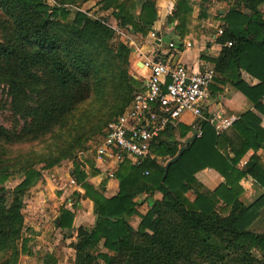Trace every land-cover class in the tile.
<instances>
[{"label": "trees", "instance_id": "trees-1", "mask_svg": "<svg viewBox=\"0 0 264 264\" xmlns=\"http://www.w3.org/2000/svg\"><path fill=\"white\" fill-rule=\"evenodd\" d=\"M242 3L253 13L231 10L224 16L225 29L218 39L224 48L218 69L251 102L252 110L220 135L202 122V137L191 142L174 163L170 162L185 147L183 140L191 129L181 126L182 141L163 140L164 133L155 138L151 154L156 159L149 157L140 166L128 160L122 163L114 173L119 193L111 199L102 194L104 183L96 189L87 181V173L76 167L71 176L93 203L97 219L93 227L78 229L75 264H93L92 252L99 249L116 255L97 254L105 264H118L121 258L123 264H221L223 250L241 258H252L254 251L264 256V235L250 229L259 217L264 195L249 205L240 200V182L245 178L253 179L264 190V165L253 156L244 169L237 168L247 153L264 150V0ZM155 6L152 0L141 5L136 0H121L113 17L132 34L145 37L157 22ZM0 10L5 16L0 26L4 35V42H0V84L8 88L10 110L31 119L34 128L57 125L90 94L87 76L96 62L87 51L97 49L92 44L94 34L106 33L109 40L112 34L98 20L76 12L64 32L66 37L53 19H67L71 13L64 9L49 13L41 0H0ZM193 12L192 0H178L167 20L182 42L193 27ZM208 17V12L201 10L199 19ZM227 43L232 46L227 47ZM242 71L259 83L249 86ZM128 81L139 89L134 79ZM27 131V127L19 132L0 127V141H23ZM220 148L227 150L222 153ZM91 173L98 174L97 170ZM6 181L7 176L0 173V205L6 201ZM29 183L27 178L14 192L22 196ZM142 192L160 193L163 198L141 216L135 231L127 220L138 215L134 199ZM188 192L196 195L194 202L187 198ZM0 219L10 218L0 212ZM74 220L73 213L63 208L56 226L72 237ZM11 229L0 225V241L11 236Z\"/></svg>", "mask_w": 264, "mask_h": 264}, {"label": "rangeland", "instance_id": "rangeland-1", "mask_svg": "<svg viewBox=\"0 0 264 264\" xmlns=\"http://www.w3.org/2000/svg\"><path fill=\"white\" fill-rule=\"evenodd\" d=\"M120 1L41 0L48 7L49 13L59 9L71 13L67 19H53L64 36H66L64 32L72 25V15L78 12V9H82L89 18L101 22L112 34L110 40L106 33L94 34L95 40L92 44L97 49L87 51L93 57L90 59L94 64L96 62L92 65L91 61L92 69L87 76L91 86L90 94L86 101L79 104L62 122L43 128L32 127L31 119H25L10 110L8 88L5 84H0V127L13 132L28 128L27 138L23 141L9 144L0 141V173L7 176L4 184L7 190L6 201L0 205V212L6 213L10 218L7 221L0 219V225L12 228L13 232L11 236L0 241V264H44L43 249L38 250L40 247L37 243L24 244L25 230L30 228L31 213L37 203L41 206L59 204L57 202L59 201L63 207L72 203L77 208L76 221L79 228H90L96 223L94 207H91L89 202L91 200L85 196L83 189L82 192L71 191L66 178H69L76 167L82 170L87 167L96 170L94 149L100 142L106 124L127 109L138 93L136 87L128 81L132 78L133 61L130 59L132 42L114 34V28L120 25L113 14ZM136 1L141 5L147 0ZM152 1L156 4L157 0ZM194 8L196 14H200L201 10L211 12L209 18L213 19L211 27L213 33L225 29L224 16L231 10H238L247 15L253 13L245 9L242 0H194ZM262 12L264 14V7ZM4 18L0 10V26ZM132 35L134 38L138 36ZM3 37L0 27V42H4ZM27 178L30 183L24 189L23 195L16 194L14 192L16 187ZM62 187L68 188L65 196ZM10 208L16 209L8 213ZM63 237V244L53 249L55 254L45 257L44 260L55 261L57 258V264H75L76 255L73 250L75 243L72 244L68 236ZM24 248L27 250L24 251ZM92 254L95 257L93 264H105L104 259L97 257V254L116 256L114 252L105 249H99ZM223 254L225 259L221 264H264L263 254L257 251L252 253V258L249 256L241 258L229 250H223ZM118 264H123L122 258Z\"/></svg>", "mask_w": 264, "mask_h": 264}, {"label": "crops", "instance_id": "crops-1", "mask_svg": "<svg viewBox=\"0 0 264 264\" xmlns=\"http://www.w3.org/2000/svg\"><path fill=\"white\" fill-rule=\"evenodd\" d=\"M177 1L178 0L156 1L155 8L157 12V22L155 23L153 30L158 31L159 33L161 32L162 41L158 42L150 40L148 38V35L145 37L135 36V45L130 47V59L131 61H133L131 76L138 83L139 89L137 92H140L143 89V79L145 76V71L142 67V62L145 58L157 57L165 61H170L172 59L173 64L183 65L193 72H199L205 66L209 67L214 72L215 79L209 88V96L204 104L203 112L206 122L215 129L218 135H220L229 131L232 128L234 122H236L243 114L252 110L253 105L243 94L236 90L229 81H227L226 76L222 74V72H220L218 69V60L221 57L224 46H222V44L218 41L219 37H217V32H211V27L213 26L212 17H208V19H199L200 14H196L194 8V24L190 29L188 36L183 41L184 43H191L193 47L183 48L177 53L168 49L169 42L173 39V37H177L175 35L174 28L167 24L169 16L174 12L175 4ZM192 2L194 3V0H192ZM208 15L211 16L210 11L208 12ZM135 67H137L139 70H137ZM241 76L243 81L249 86L253 87L259 83L255 78L251 77L243 71L241 72ZM195 122L196 119L192 118L189 114L183 115L178 121L172 120L170 126L166 129L165 132H163L164 134L161 133V135L163 134L162 139L170 141H182L180 137V129L181 126H184L191 129V133L185 140H183L186 146L187 140L192 136V124H194ZM220 150L222 153H225L227 149L220 148ZM153 156L154 155L151 154L150 158ZM253 156H257L260 159L261 163L264 165V150L261 149L258 151H250L249 153H247V155L241 160L237 168L240 170L244 169ZM157 160L160 159L158 158ZM95 162V169L97 170L98 174L93 175L91 173L92 170L87 167L84 170L88 175L87 181L96 189H98L104 183L105 187L102 194L105 198L111 199L119 193V182L116 178L107 179L105 177V172L111 170L115 173L118 168H115L110 162L102 163L97 159H95ZM67 179L68 178H66V181ZM240 185L243 188V194L240 197V200L245 205L252 204L264 195V190L253 179L249 177L243 179L240 182ZM61 189L64 190L65 196L68 193V188L62 187ZM71 191L73 190L71 189ZM82 191L83 190L81 189V192ZM162 198L163 195L160 193L149 194L145 192H142L135 197L134 202L137 204L138 215H134L127 220L130 226L135 231L141 224V216H145L150 210L152 204L156 201L162 200ZM187 198L191 202H194L196 199V195L193 192H188ZM69 201L70 199L68 200V202ZM57 202L59 204L51 203L42 204L41 206L39 205V203H37L34 210H32L33 212L31 213L32 217L30 228H26L24 234L26 237L24 240L27 243L30 242V244L37 243V245L40 247V249L38 250L43 249V253L45 252V257L55 254L53 252V249L63 244V235L71 238L70 241L72 244L76 243L78 237L77 232L78 229H80V226L77 225L76 221L77 208L74 207L72 203H69L63 207L62 203H60L59 201ZM89 202L91 204L90 206L94 207L93 203L91 201ZM63 208L72 212L75 217V232L72 234V237H70L69 234H66L67 231H63L61 230V228H58L56 226V220L60 215L61 209ZM263 211L264 204L260 209L258 219L250 229L255 233L264 235V218H262ZM31 241L33 242L31 243ZM73 250L75 251L74 246ZM44 258V264L58 263L57 258L55 261L44 260Z\"/></svg>", "mask_w": 264, "mask_h": 264}, {"label": "built area", "instance_id": "built-area-1", "mask_svg": "<svg viewBox=\"0 0 264 264\" xmlns=\"http://www.w3.org/2000/svg\"><path fill=\"white\" fill-rule=\"evenodd\" d=\"M77 11L85 14L82 9ZM114 34L135 45L129 29L118 26L114 28ZM222 35L223 30H219L217 37ZM148 38L162 41L161 32L156 30H152ZM226 46L231 47L232 44L227 43ZM192 47L191 43H184L180 39L176 42L174 37L168 44V49L175 53ZM142 67L145 71L142 91L135 95L132 104L121 115L109 122L94 149L95 159L102 163L110 162L115 168L126 160L140 166L151 156L153 140L166 131L172 120L178 121L185 114L196 119L192 124L196 138H201L203 134L201 123L206 121L204 104L215 79L214 72L207 66L193 72L183 65L173 64L172 59L165 61L157 57L145 58ZM105 177L114 179V172H105ZM68 188L81 191L71 175Z\"/></svg>", "mask_w": 264, "mask_h": 264}, {"label": "water", "instance_id": "water-1", "mask_svg": "<svg viewBox=\"0 0 264 264\" xmlns=\"http://www.w3.org/2000/svg\"><path fill=\"white\" fill-rule=\"evenodd\" d=\"M174 40L177 42V41L179 40V38H178V37H175ZM195 139H196V132H195V131H192V136H191V138H189V139L187 140V142H186V146L183 147V148L181 149L179 155H178L174 160H172L170 163H174L176 160H178V159L181 157L182 153H183V152L187 149V147L190 145V143L193 142Z\"/></svg>", "mask_w": 264, "mask_h": 264}]
</instances>
